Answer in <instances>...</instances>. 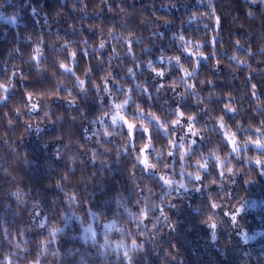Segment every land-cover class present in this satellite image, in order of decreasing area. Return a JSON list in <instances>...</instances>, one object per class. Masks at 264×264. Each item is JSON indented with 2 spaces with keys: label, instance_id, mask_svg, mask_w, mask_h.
Masks as SVG:
<instances>
[{
  "label": "trees",
  "instance_id": "obj_1",
  "mask_svg": "<svg viewBox=\"0 0 264 264\" xmlns=\"http://www.w3.org/2000/svg\"><path fill=\"white\" fill-rule=\"evenodd\" d=\"M257 141L262 2L0 0V264H264L230 216L264 197ZM90 215L121 231L81 239Z\"/></svg>",
  "mask_w": 264,
  "mask_h": 264
},
{
  "label": "rangeland",
  "instance_id": "obj_2",
  "mask_svg": "<svg viewBox=\"0 0 264 264\" xmlns=\"http://www.w3.org/2000/svg\"><path fill=\"white\" fill-rule=\"evenodd\" d=\"M148 2H151L153 5L165 7V8H172L175 5H201V4H209L212 0H147ZM252 3L256 2H262L264 5V0H250ZM9 21H13V19H7ZM124 104L119 105V103H113L112 112L109 114L110 122L113 126H116V124H121L127 127V130L130 132V134H133L136 130H145L144 125L136 124L132 121H129L126 119V116L124 115ZM42 129H36L34 130L32 134V139L36 142L41 143L42 135L40 134V131ZM100 129L98 128L93 131L89 137L98 136L100 135ZM182 134L185 136L187 134L193 135V133L190 131V127L187 125L186 127H183V130L181 129ZM105 133V132H104ZM224 137L229 143V146L232 150L239 149L240 146L236 143L233 136L224 131ZM249 144H253L258 150H264V143H261L259 141L257 142H250ZM43 147L45 149L50 151H55L56 146L52 145V148H47L44 144ZM143 163L146 164L145 157H143ZM249 198V199H248ZM246 201H244L243 204L237 207V210L230 214L232 216L231 222L234 227H236L237 232H239V239L243 242H257L259 239H261L264 236V197H262L258 193H251ZM33 220L36 221L37 226L39 228L42 227L44 223V217L39 214L38 212L33 217ZM257 222L259 223V226L252 227V223ZM250 224V225H249ZM255 225V224H254ZM121 231L120 225L117 223V221L113 218H108L104 220H100L96 222L94 216L90 215L88 219H86L82 223V227L80 230V238L85 241H93L95 238H98L97 236L99 234H102L104 236V241L106 244H108L109 240L107 237L109 235H118V233Z\"/></svg>",
  "mask_w": 264,
  "mask_h": 264
}]
</instances>
